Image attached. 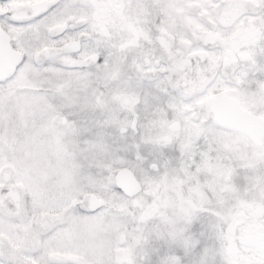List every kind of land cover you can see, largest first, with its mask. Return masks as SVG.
Wrapping results in <instances>:
<instances>
[{"label":"snow or ice","instance_id":"obj_1","mask_svg":"<svg viewBox=\"0 0 264 264\" xmlns=\"http://www.w3.org/2000/svg\"><path fill=\"white\" fill-rule=\"evenodd\" d=\"M0 264H264V0H0Z\"/></svg>","mask_w":264,"mask_h":264}]
</instances>
